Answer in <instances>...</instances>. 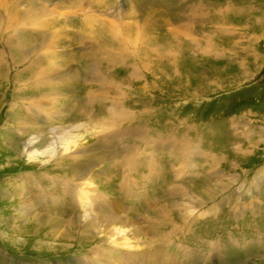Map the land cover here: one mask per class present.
I'll use <instances>...</instances> for the list:
<instances>
[{"label": "rangeland", "instance_id": "1", "mask_svg": "<svg viewBox=\"0 0 264 264\" xmlns=\"http://www.w3.org/2000/svg\"><path fill=\"white\" fill-rule=\"evenodd\" d=\"M50 1L54 3L58 0ZM66 1L70 2V0H65L63 1L64 4H68ZM97 1L95 0V2ZM136 3L139 8L134 17L136 19L137 16L141 18L145 14L147 3L166 10L167 15L165 18L168 19H164L167 20L164 28L159 25V35L162 31L165 32L167 27L170 31L177 28L178 31H181L175 37L178 40L176 41L177 45H175L176 49L178 50V47H180V54H183L182 57L178 56L177 70L179 77L169 80L171 75L168 72L158 73L157 77L161 76L157 79L159 87L155 85L147 92H139L138 89L133 87L134 83L137 86L138 80L133 81L132 84L131 82L125 85L122 84L121 87L114 86L115 83L117 85L118 81L122 82L124 76H128H126L127 72L122 64L114 65L109 70L105 69L104 66L100 69L110 71L111 78L109 80L113 79L115 83H110L112 88H109V95H104L102 90L101 95L104 96V99H108V96L111 99V97L117 96L119 92L121 95H125L124 90L128 91L130 89L129 94L130 92L131 94L139 92L144 96L146 95V98L136 95L137 98L135 99L138 102L154 100L157 97L158 100L154 103L157 106L156 113L153 118L150 117L146 122L148 131L152 130L154 126L162 129L159 126L160 123L169 122L172 124L175 123L176 119H178L175 123L177 125H181L189 119L191 123L199 128L204 127L203 125L210 121H214V128L209 133L214 134V132H217V135L220 134L219 137L221 138L218 140L219 144L216 147L212 145L215 147V153H221L224 160L220 155L214 153L219 159L215 160L212 166L205 169L206 165L203 166L202 163L201 165H194L190 169L186 165L187 163L185 164L184 161L178 159L179 154L169 157L162 150L160 156H155L158 162V175L161 177L152 179L149 185H145L149 171L142 169L141 173H137V176L143 174L142 182L139 181L140 178H135L139 183L135 185L138 187H135L132 183L133 180H129L134 163L131 162L128 165L123 163L122 167L119 168L122 158L118 156L116 150L110 149L108 153L106 151V160H97L98 171L94 181L100 186V190L109 193V198L114 196V199L117 198L118 201L122 202L123 208L127 212L131 209L129 216L137 229L142 228L144 215L155 217L152 213L156 214V212L151 208L156 202L161 203L164 199H168L169 202H172V206L173 203H187L180 204V207L175 209L176 212L174 211L177 225L171 228L175 232L179 230L176 236L170 234L171 236H168L169 238L164 244L158 246L159 240H153L147 233L148 229L141 233V236H138L140 237L138 238L140 240V247L137 246L138 252L145 257L141 264H171L177 259H183L185 264L193 263L191 262L192 259L185 255L187 252L191 255L199 253L200 257L196 258L197 263L194 262V264H264V178L259 177L257 179L258 175L261 174L260 171L264 170V0H137ZM104 5L105 8L93 10L95 15L97 13L102 15V12L110 15H105L104 19H109V21L100 24L99 28L102 26L108 27L112 22H121L123 18L126 21V17L122 16L124 15L123 11L130 8L126 0H108ZM197 5H202L204 7L203 11L209 16L206 17L207 19L205 18L206 22L197 20V22L194 21L195 24L188 26V28L194 31V38H197L199 45H202V53L191 45V43L194 44L190 41V37L193 38V36L189 38L187 36L186 38L187 34L184 36L182 33L186 29L184 31L180 30V28L185 27L179 28L184 19H188L187 13L191 12ZM218 13L220 16L217 15ZM70 15L67 23L60 21L62 27H68L72 33L76 32L73 35L75 36L73 37L74 43L71 44L70 50L72 52L75 50L77 53H81L83 50L85 52L89 43L86 41L87 36L85 34L87 32L84 33V36L82 34L81 37L78 33V29L83 27V23L80 22L81 16L78 11ZM216 15L219 20H217ZM120 26H123L122 23L116 24L115 29L118 30ZM144 26L145 23L144 25L139 24L140 28L135 29V32L141 30L142 35ZM50 27L48 32L51 37L54 33L53 30L58 27H54V25ZM220 28L230 29V31L221 33L219 32ZM116 30L114 31L116 32ZM104 34V36L108 34L113 38V35L109 32L104 31ZM37 35V40L33 41L31 39L26 43V48L24 47L28 49L25 52L26 54H30L35 42L40 40V33H37ZM3 38L4 36L2 38L0 36V51L4 50V54H7L9 49L5 48ZM18 38H21V36L18 35ZM82 40L84 41L83 45L80 42ZM187 40H189L190 45L187 44ZM207 42L209 45H206ZM205 46L207 51H203ZM69 56V54H66L65 57L62 55L65 59H69ZM5 59H7V63L4 62V65L0 67V69L5 70V76L0 79V144L1 146L5 144V140L12 135L16 142L13 145L21 148L25 155L17 150L19 154L21 153L20 157L18 156L16 159L15 156H12L13 159L8 162V166L7 162L6 164L0 163V264H120V251L126 250L123 247L115 248L116 244L99 248L106 260L104 258L101 260L96 255L89 256V250L96 247L97 241L94 238L88 243L79 244L77 231L80 226L76 224V220L68 222L70 227L67 234L68 237L72 236L73 238H65L63 242L59 243L60 241L52 240L46 234L41 235L44 231L39 232V234L27 231L29 219L35 212L30 211V214H28L30 217L27 214L24 216L19 215L20 203H18V200L22 197L32 207L37 206L39 217L49 211L48 207L59 208L55 213L74 217L79 214V217H83L84 209L79 212V208H76L77 204L74 203L75 200L71 197L65 200L70 207L68 212L60 211L64 201H58V203L48 202L49 189L52 191L53 188L49 186L46 190V187L40 184V180L34 173L38 171L35 168H39V166L30 167L28 154L23 149L29 142V138L37 134L32 124L47 126L48 137L46 140H44L46 137L42 134L44 146L53 141V132L51 131L54 130L55 132L59 128H66L70 133L79 135L80 141H88L90 132L93 134L91 139L94 137L100 139L102 134L107 131L105 127H99L97 124L105 119L104 116L108 115V110L106 109L102 115L103 112L100 113L99 111L100 101H98V98L91 100V95H98L97 90L100 88L99 83L101 81H95V84L89 81V84H87L80 74L79 77L83 86L80 89L76 87L77 93L75 95L77 97H74L75 95L71 96L72 94L67 91V86H65L66 88H63L62 94L55 93V90L48 92L44 89L43 91H47V95L51 93L50 97L45 98V96L42 97L40 88L35 89L33 92L32 83L36 82L33 75L26 74L29 85L21 86V83H16L18 79L14 77V70L17 66H13L12 58H1L2 61H5ZM97 62V59L92 61L93 65H96ZM78 67L79 62H74V68L77 69ZM188 68L189 70H187ZM169 71L173 73L172 70ZM188 71L192 75L191 78ZM211 75H215L216 79L219 80L217 82H220V84H216L217 88L210 89L207 87V80ZM6 76L8 77L6 78ZM125 77L124 79H127ZM203 77L207 79V85H204L205 88L197 86L198 80ZM104 79H102V82ZM110 99L109 102L105 101L108 102L107 105H109ZM128 104L132 105L127 102L126 105ZM53 106L56 109L58 108L59 113L52 109ZM47 109L52 110L46 112ZM139 110L146 111L148 109L141 105ZM29 111L40 118L43 117V119L33 120L31 124V117H26V115L31 116L32 113ZM11 113L21 117L22 125H20V129L18 121L11 120L9 122L8 120L7 122L6 115L8 116ZM44 114L46 115L44 116ZM48 115H51V117L48 118ZM25 121L28 123L26 124ZM81 123L84 126L85 123H89L94 129L90 131H87V128L79 129V127L73 129V125ZM218 125H222L221 129ZM54 126L56 129H52ZM39 135L41 136L40 133ZM188 135L190 134L188 133L186 136ZM205 136V133L202 132L201 139ZM162 139L167 138L163 137ZM91 143H93V140H91ZM195 143L201 142L196 141ZM201 146L209 151V147H205V142H202ZM94 150L102 152L104 148L101 145H95ZM241 150L245 152L240 153ZM134 154L135 152L132 153V155ZM1 155L0 160L2 159ZM162 155H164L163 158ZM149 156L150 152L148 160ZM137 157L138 155L135 156V159ZM195 159L201 160L199 157ZM182 165L184 169H178ZM44 167H47V165ZM100 168L106 170V173L99 171ZM195 170L199 173H196ZM205 170L210 181L213 179L209 185L214 186V190L207 197L198 196L199 199H195L193 191H199L206 184L202 177ZM187 173H191L190 176L185 175ZM33 175L34 178L31 180L30 176ZM165 181L167 184L162 189L161 184ZM176 185L189 186L188 196H180V193H177L174 189ZM151 187H155L156 192H151ZM220 187H223L224 191H221ZM138 189L140 191H137ZM59 191H62V188ZM141 193L148 194L145 203L146 208L145 205H139L137 206L138 210L134 212L132 207L135 204L138 205L134 199ZM61 196L65 198V193L63 192ZM189 209L193 211L189 212ZM125 210L123 211L125 212ZM43 212L44 214H42ZM189 214L192 215L188 217ZM181 216L184 219L182 222L180 220ZM183 226L186 227L185 230L182 229ZM126 232H129V228H126ZM152 241H155L156 245L154 243L151 245ZM46 244L53 248L47 249ZM155 248L159 251L152 258L154 260H149L151 251ZM215 250L217 252L222 251V254L217 253ZM174 253L176 254L169 261H159L164 254L170 257ZM157 259L158 261L155 262Z\"/></svg>", "mask_w": 264, "mask_h": 264}, {"label": "bare ground", "instance_id": "2", "mask_svg": "<svg viewBox=\"0 0 264 264\" xmlns=\"http://www.w3.org/2000/svg\"><path fill=\"white\" fill-rule=\"evenodd\" d=\"M63 1L65 0H58L54 3H51L50 0H0V36L1 38L4 36L3 39L6 45L5 48L7 47V49H9V52L7 54L5 53L6 55L4 54V50L0 51V67L4 65V62L7 63V59H5V61L1 60L2 57L12 58L11 60L13 66H17V71L14 70V77L18 79L16 83H21V86L29 85L30 83L27 80L28 77L26 74H29L31 76L33 75V78L36 81L32 83L33 85L31 88L33 89V92L35 89L40 88V93L42 92V97L45 96V98L51 96V93H49L48 95L46 94L47 91L50 92L52 90H55V93L62 94L63 88L65 86H67V88L65 87L67 91L72 94L70 95L74 96L77 93L76 87L80 89L81 86H83L82 81H80V74L83 81L87 84H89V81L92 82V84H95V81H101L99 83L100 88H98L97 90L98 95H91V100L98 98V101H100L99 111L100 113L103 112L102 115L105 113L106 109L108 110V115L104 116L105 119L98 122L97 124V126L99 127H105L107 132L102 134V137L100 139H97L98 137H94L95 139H91V135L93 134L90 132V138L88 141H80V138H78L79 135L70 133V131L66 130V128H59L54 132V130H52L56 129L54 126L51 129V132H53V141L48 142V144L44 146L42 142V134H44V137H46L44 140H46L48 137V128L47 126H38L32 124L33 120H39L41 118L43 119V117L40 118L29 111L32 114H30L31 116L26 115V117H31L30 123L33 125L34 129H36L35 132L37 134L29 138V142L26 144V147H24L23 150H25V152H27L28 154V158L30 160L28 164L31 165L30 167L39 166V168H35V170L38 171L34 173L35 176L40 180V184L42 186L44 185L46 187V190L47 187L52 186V191H55L53 193L49 189L50 197L48 194V202L58 203V201H64L61 205L62 207L60 208V211L68 212L70 207L65 200L71 197L75 200L74 203L77 204L76 208H79V212L81 211V209H84V214L83 217H79V214L76 217L72 215L66 216L62 213H55L57 210H59V208L48 207L49 213L45 212L44 214L43 212L42 214L44 215L42 217H39L37 206L32 207L31 204H29L24 200V198L21 197V199L18 200V203H20L19 215L24 216L25 214H30V211L35 212L29 219L27 231L38 234L39 232L44 231L41 235L46 234V236L51 237L52 240L60 241L59 243L63 242L65 238H73L72 236L68 237L67 234V230L70 227V223L68 222H73L74 220H76V224H79L80 226L77 231L78 243H88L94 238L95 241H97L96 247L89 250V256L93 257L94 255H96L102 260L104 256L99 248H101V246L105 248L106 246L116 244L115 248L123 247L126 250L120 251V264H141L145 257L143 256V254H140L138 252V248L140 247V240L138 239L140 237L138 236H141V233H144L148 229L147 233H149L150 237L153 240H159L157 246L164 244V242L171 235L176 236V234L179 233V230L175 232V230L172 231L173 228H171L172 226L176 227L177 225V222H175L174 218L176 217L175 209L177 207H180V204L183 205L187 203H173L172 206V202H169L168 199H164L161 203L156 202L151 208L156 212V214L152 213L155 217L144 215L142 228L137 229V226L134 224V222H132L129 216L131 214V209H129V212H127V210L123 208L122 202L118 201L117 198L114 199V196H111L109 198V193L100 190V186L95 183L94 177L98 171V161H100L101 159L106 160V155L110 149H112L113 151L116 150L118 156L122 158V160H120L119 168L122 167L123 163H126L127 165L131 162L134 163L131 172V178H129V180H133V186L138 183L135 178H140L139 181L142 182L143 174H139V176H137V173H141L142 169H146L149 171L145 182V185H149L152 179L161 177L158 175V162L155 156H160V154H162V150H164V154L169 157L177 156L179 154L178 159L184 161L185 164L187 163L186 165L190 167V169L194 165L197 166L201 165L202 163L203 166L206 165V169L212 166V163L215 160L219 159V157L214 155V153L216 152V145L219 144L218 140H220L221 137H219L220 134L217 135V132H214V134L209 133V131H212V128H214V121H210L203 125L204 127L199 128L198 126H195L193 123H191L189 119H186L187 121L182 123L181 125H177L175 123L178 119H176L175 123L172 124H170L169 122L160 123L159 126L162 129H158L157 126H154L152 130L148 131L146 128V122L150 117L153 118L156 113L155 109L157 108V106L154 103H156L158 99L156 97L154 100L138 102L135 99L137 98L136 95H138V97L143 96L146 98V95L144 96L139 92H147L148 89L154 88L155 85L159 87V83L157 84V79L161 78V76L157 77L158 73L160 74L168 72L171 75L169 76V80L179 77L177 70L179 62L178 56H183V54H180L181 48L178 47L179 52H177L178 50L175 46L177 45L176 41H178L175 37L177 34L181 33V31L177 30L178 28L170 31L167 27L165 32L162 31L161 35H159V25H161V27L163 26L162 28H164V25L167 22V20L164 19H168L165 18V16L167 15V13L165 12L166 10L160 9L159 7H154L153 5L147 3V8H145L146 10L144 11L145 14L141 18L137 16L138 18L136 19L134 17L136 11L139 10L136 3L137 0H126L127 4L130 5V8H127L123 11L124 15L122 16L126 17V21L123 18L121 19V22H112L108 27L102 26L99 28L98 26L100 24H105L107 21H109V19H104L105 15H110L104 14L103 12L102 15L101 13H97L95 15L93 13V10L96 8L102 9V7L105 6L104 4L108 2V0H98L97 2H95V0H70V2L66 1V3L68 4H64ZM203 9L204 7L202 5L195 6L191 10V12L187 13V16H189L188 19H184L182 24L180 23L181 26L178 25L179 28L185 27L180 28V30L184 31V29H186L184 32H182L184 36L187 34L186 38L187 36L188 38L190 36H193V38L190 37V41L194 43H191V45L195 46V48H197L200 53H202V45H199L198 39L194 38V31L192 29L191 31L188 26L195 24L194 21L197 22V20L206 22L205 18L209 15H206ZM76 11L79 12V15L81 16L80 22L83 23V27H81V29H78V33H80L81 37L82 34L84 36V33L87 32L85 34L87 36L86 41H88L89 43L86 51L83 52V50L81 53H77L75 50H73L72 52L70 50L71 44L73 45L74 43L73 37L75 36L73 35L76 34V32L72 33L71 29H68V27H62L60 25V21L62 23H67L68 18L71 16L70 14H73ZM217 15L220 16L219 13ZM217 20H219L218 17ZM118 23H122L123 26H120V28L116 30V24ZM144 23L145 26L142 31V35L140 33L141 30H137L135 32V29L140 28L139 24L144 25ZM51 25H54V27L57 26L58 28L53 30V36L50 37L48 31ZM220 29L221 30H219V32L221 33L230 31V29L226 28ZM114 30H116V32ZM104 31L112 34L113 38H111L108 34L104 36ZM37 33H40L41 35L40 40L35 42L31 53L26 54L25 52L28 51V49H25L26 43L31 39H33V41L37 40ZM18 35H20L21 38H18ZM83 40L80 41L82 45L85 41ZM188 42L189 40H187V44L190 45V43ZM206 45H209V43L207 42ZM203 51H207L206 46L204 47ZM66 54L70 55L69 59H65L62 57V55H64L65 57ZM105 54L107 55L103 57ZM96 59L99 63L97 62L96 65H93L92 61ZM104 61L105 64L103 65ZM74 62H79V67L77 69L74 68ZM119 64L123 65V68L127 72L126 76H128H124L127 79H124L123 77L122 82L118 81L117 85H115L116 83L113 82L115 80H109V78H111L110 71H104L100 68H103L105 66V69L109 70L110 67L114 65L118 66ZM80 69L82 70L80 71ZM169 70H172L173 73H171ZM187 70H189V68ZM148 73L149 75H147ZM188 75L190 76V78L192 77L189 71ZM4 76L5 70L0 69V79H2V77ZM7 77L8 76H6V78ZM103 78L105 79L102 82ZM128 78L130 79L128 80ZM216 78L217 77L215 75L209 76L208 80L203 77L201 78V80H198L199 82L197 86H202L203 88H205L208 83L207 87H209L210 89H214V87L217 88V85L220 84V82H217L218 79ZM135 80H138L139 83L137 84V86L135 85L136 83H134L133 87L134 89H138L139 92H135L132 94L130 92L129 94L130 89H128V91L124 90L125 95H121V93L119 92V94L117 95L118 97H111V99L109 96L108 99H104V96L101 95V90L104 95H109V88H112L110 83H115L114 86L121 87L122 84L125 85L129 82H131L132 84ZM144 82L145 84H143ZM44 89H46L47 91L44 92ZM74 97H77V95H75ZM109 99L110 103L109 105H107ZM106 100L108 101L107 103L105 102ZM126 101L131 103L132 105H126ZM140 104L144 105L148 110H139L141 106ZM52 109H55L56 112L59 113L58 108L56 109L53 106ZM52 109H47L46 112H51ZM42 113L44 112L42 111ZM45 115L46 114H44V116ZM49 117H51V115H48V118ZM20 118L21 117L19 115H14L12 113L8 114V116L6 115L7 122L8 120L9 122L11 120L18 121L19 129L20 125H22ZM162 119L163 118L161 117V120ZM25 123L27 124L28 122L25 121ZM73 126V129H76L75 127H79V129L87 128V131L94 129V127L90 126L89 123H85V126L83 123ZM218 126L219 129H221L222 125ZM202 132H204L206 135L205 137H203V139H201ZM39 133L41 134V136L39 135ZM188 133L190 135L186 136ZM163 137L167 139L163 140ZM91 140H93V143H91ZM196 141L201 143H195ZM145 142H147L146 145ZM202 142H205V147H209V151L201 146ZM15 143V139L11 135V137H8L5 140L6 145L3 144L1 146L0 144V154H2V159L0 160L1 164H6L7 162L8 166V162H11V160L13 159L12 156H15L17 159L18 156L20 157L21 153L22 155H25L24 151H22L21 148L14 146ZM95 145H101V147L104 148V151H93ZM17 150H20L21 153L19 154ZM133 152H135L134 155H132ZM149 152L150 156L148 160ZM239 152L243 153L245 151L241 150ZM215 154L220 155V157L224 160V157H222L223 155L221 153L219 154L217 152ZM136 155H138L137 159H135ZM163 157L164 155H162V158ZM196 157H199L201 160L195 159ZM45 165H47V167H44ZM48 165H50L49 168ZM178 169L183 170V165ZM94 170H96V172H94ZM99 171L105 172L106 170L101 169ZM195 172L199 173L197 170H195ZM260 173L262 175L259 174L257 179L259 177L264 178V170L260 171ZM190 174L191 173H187L185 175L190 176ZM202 177L203 181H205L206 184L200 190L198 189L199 191H193V197L195 199H199L198 196L207 197L211 195L214 190V186L209 185L213 179L210 181L209 175L206 173V170L203 173ZM30 178L32 180L34 178V175L30 176ZM58 183L62 186L61 188L65 193V198L64 196H61L63 192L59 191L61 190V188ZM166 184V181L161 184L162 189ZM186 187L182 185H176L174 189H176L175 191L177 193H180V196H188L190 187ZM220 190L224 191V188L220 187ZM137 191L140 190L138 189ZM150 191L156 192V188L153 187ZM147 195L148 194L146 193L138 194V197L134 199V201L136 200L138 205L135 204L132 207V211H137V206L139 205H145ZM211 206L213 207V205ZM144 207L146 208V205ZM123 210H125V212ZM188 211L192 212L193 210L189 209ZM192 214H189L187 216L189 217ZM177 218H179V216H177ZM180 220L181 222L184 221L182 216L180 217ZM126 228H129L128 233L126 232ZM182 229L185 230L186 227L183 226ZM153 243L155 244V241H152L151 245H153ZM45 246L47 247V249L53 248L49 244H46ZM157 251H159L157 248L151 251L149 260L154 258V256L157 254ZM215 251L217 252V250ZM217 253L222 254V251H219ZM175 254L176 253L172 254L171 256L169 255L170 257L165 254L163 256L161 255L162 258L159 261H169V259L172 258ZM185 255L192 259L191 262L193 263L190 264H194V262L197 263L196 258L200 257L199 253L191 255L187 252V254L185 253ZM104 260L106 259L104 258ZM157 261L158 259L155 262ZM171 264L185 263L183 262V259H177Z\"/></svg>", "mask_w": 264, "mask_h": 264}]
</instances>
